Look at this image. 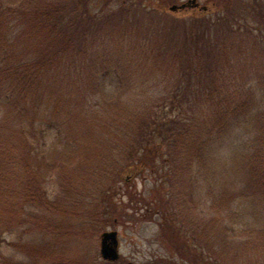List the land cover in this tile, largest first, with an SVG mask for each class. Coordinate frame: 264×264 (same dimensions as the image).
<instances>
[{
    "label": "trees",
    "instance_id": "1",
    "mask_svg": "<svg viewBox=\"0 0 264 264\" xmlns=\"http://www.w3.org/2000/svg\"><path fill=\"white\" fill-rule=\"evenodd\" d=\"M227 1L179 19L137 2L93 14L92 0H0V264H18L2 244L22 230L27 264L72 263L59 246L75 227L55 213L104 231L120 213L111 186L136 164L169 186L152 205L182 264H206L200 249L214 264L264 258V0ZM118 24L137 37H107ZM79 167L109 185L66 193ZM56 171L62 198L47 188Z\"/></svg>",
    "mask_w": 264,
    "mask_h": 264
},
{
    "label": "rangeland",
    "instance_id": "2",
    "mask_svg": "<svg viewBox=\"0 0 264 264\" xmlns=\"http://www.w3.org/2000/svg\"><path fill=\"white\" fill-rule=\"evenodd\" d=\"M189 1L191 0H92L90 10L93 14H98L102 11L119 8L121 5L128 7L132 5H142L133 4L134 2H137L143 3L142 8L146 10L156 9L168 13L170 16H172V18L189 19L194 16H214L223 10L226 5H229L227 0H224L223 2L220 0H196L201 6H206L208 10L201 11L193 6L188 7L186 10H180L177 12H172L169 9L174 5H182ZM106 36L113 40L118 39L124 43L129 38L137 37V35L130 37V35L127 33V25L125 24H118L116 28L111 30V32H109ZM75 164H77V162ZM161 165L164 164H160V168ZM76 167L77 166H74V168ZM78 171L83 179L76 177L73 173H69L68 177L66 178L65 176L61 183L63 187L67 186L68 191L66 193L68 194L75 190L84 196L85 194L88 195V190L90 191V187L92 186H94L93 189H96V186L104 188V186L109 185H104V183L107 181V178L104 175L105 171H103V173L99 176V181L97 183L95 182V177H93V185L88 179L89 172L86 168L79 167ZM155 171L157 170L155 169ZM57 174H59L58 171L53 174L55 179L48 181L47 188H51L52 191L56 190L62 198L64 193L59 192L60 186L56 179ZM117 179L118 180L111 186L114 187L113 190L115 191L112 199L114 203L118 205V211H120V213L110 217L109 225L104 231L94 232L89 230L88 227L84 225L82 226L84 218H71V214L73 213L72 211H67L66 214H62V216H57L55 213L54 218H58L60 220L61 218L64 219V222H66L67 225L72 228V230L75 227V230H73L70 235V239L63 240L59 246L62 253H64L67 258L72 260V263L70 264H81L85 261H88L89 259H93L97 263L104 261L100 253L101 236L104 232L113 230L118 231L121 256L120 260L118 262H114L113 264H128L130 262L136 264H167L168 261H179L182 264L184 258H182L174 250L172 245L163 236L164 234H162L164 232L161 227L162 219L160 216L156 215V208H158V206L152 205L161 204V196L159 195V192L165 191L166 189L169 190V186L166 185V183L165 186H159L160 182L158 177L155 176L154 171L151 170V168H144V166H140L139 164L125 169L121 175L117 177ZM57 193L52 195L57 197ZM78 196L79 198H82L80 195ZM67 198H69V196H67ZM76 203H79L81 207L80 201H77ZM147 208L154 209L149 212ZM199 218L200 217L196 215L197 221H199ZM88 225L90 226V224ZM191 227L192 228L189 226H183L182 229L185 234L188 233L187 230L195 231L197 229V225ZM239 227L244 229L243 224ZM243 229L239 231H242ZM21 234H23V230L14 233H5L2 251L7 257V260L12 262L13 259L14 263L27 264L29 263L27 261V255L20 252L23 250L16 247L18 246L16 243L20 241ZM228 235L230 236L229 240L234 239V243L237 245H240L242 241H246L248 238H253V235L247 236V238L235 236V233H233L234 236H232V232H229ZM195 242L197 244L199 243L198 241ZM195 242L194 245L197 247ZM199 253L200 258L207 262L206 264H214L212 260L214 257L212 255L209 257V255L206 253V250L202 251L200 249ZM49 262L51 263V260H49ZM50 263L42 262L41 264ZM237 263L264 264V258L258 256H246L244 261ZM186 264H188V262ZM200 264H202V262H200Z\"/></svg>",
    "mask_w": 264,
    "mask_h": 264
},
{
    "label": "water",
    "instance_id": "3",
    "mask_svg": "<svg viewBox=\"0 0 264 264\" xmlns=\"http://www.w3.org/2000/svg\"><path fill=\"white\" fill-rule=\"evenodd\" d=\"M195 7L201 11H207L208 8L206 6H201L196 0H191L182 5H174L170 7V11L177 12L180 10H186L188 7ZM101 257L103 260L108 262H118L120 260V249H119V235L118 231H106L101 236V249H100ZM128 264H136L130 262Z\"/></svg>",
    "mask_w": 264,
    "mask_h": 264
}]
</instances>
